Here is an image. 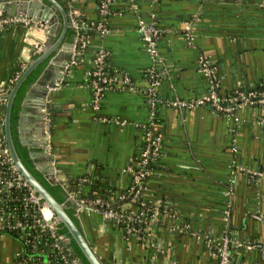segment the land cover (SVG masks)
<instances>
[{
	"label": "crops",
	"instance_id": "0c3cea01",
	"mask_svg": "<svg viewBox=\"0 0 264 264\" xmlns=\"http://www.w3.org/2000/svg\"><path fill=\"white\" fill-rule=\"evenodd\" d=\"M70 7L85 20L87 48L72 61L71 43L63 40L19 115V138L28 142L36 166L64 177L97 174L120 192L130 183L124 168L139 150V125L149 116V69L160 77L154 127L161 155L146 195L166 209L156 213L151 235L139 239L84 207L78 217L96 253L105 264H218L215 243L225 235L231 240L226 264H264V114L256 103L231 113L207 103H171L175 96L208 93L200 58L213 68L221 97L264 81V0H110L106 18L98 0H74ZM141 17L153 18L160 29L157 56L137 30ZM97 23L108 32L99 35ZM52 25V33L38 20L0 28V88L17 65L41 53L58 19ZM99 47L117 73L97 111L87 75ZM59 67L63 75L53 87ZM42 87L47 94L41 116ZM19 247L15 238L0 234V264H10Z\"/></svg>",
	"mask_w": 264,
	"mask_h": 264
},
{
	"label": "built area",
	"instance_id": "2783aa9c",
	"mask_svg": "<svg viewBox=\"0 0 264 264\" xmlns=\"http://www.w3.org/2000/svg\"><path fill=\"white\" fill-rule=\"evenodd\" d=\"M99 8L101 14L105 18L109 14V3L110 0H100ZM70 14L72 23L77 28V37L75 42L71 43L72 61L76 56H81L87 48V37L82 35L81 28L84 25V21L77 16V11L70 8ZM29 19L20 17H2L0 18V28L6 23H15L18 21L28 22ZM137 30L141 35L142 39L146 42L148 50L152 55L157 56L158 54V40L160 35V29L156 25V21L153 18L145 19L139 18L137 22ZM95 31L100 35L108 32V27L103 23H97L95 25ZM42 46L36 45V50H40ZM107 56V51L103 47L97 48L94 52V57L91 62L95 68L88 70V75H93L94 78L89 81L93 92V106L99 111L100 102L104 95V91L109 89L112 83V78L108 77L103 70L104 58ZM200 70L209 75V90L208 93L196 98V99H184L175 96L172 99L173 104L177 106L190 107L194 105H200L207 103L217 111H223L231 113L236 106L246 104H262L259 106L261 112L264 114V86L257 92L255 90H249L248 92L243 90L245 87L235 88L230 95L221 97L218 94V81L214 74V70L209 64L200 58ZM159 74L155 67L149 69V79L147 87L149 88V116L143 124L139 125L141 129V143L142 148L140 149V159L131 163H128L124 170L130 176V183L133 185L130 187L131 195L129 201L122 204L120 210H112L107 206L111 204V199H104L99 196L87 197L83 196L79 191L69 190L66 187L67 177L59 176L55 168L53 173L60 182L63 188L74 198V200L81 205L76 207L77 214H79L84 207H89L99 211L102 216L107 220L109 218L115 219L117 224L124 236H137L138 238L147 239L150 232V226L154 221L155 215L158 212V208L155 206L151 209V220L145 219L146 211L141 206L144 205V201H140L139 204H135L137 197H139L143 188V179L152 174V169L146 167V164L150 162L152 158H156L160 154L161 149V136L158 133H154V130L150 127L153 124V116L155 107L160 101L156 96V86L159 83ZM11 80V78H10ZM123 82L129 83L130 78L123 76ZM109 82V83H108ZM251 87V86H250ZM243 88V89H242ZM6 90L0 88V106L5 102ZM0 116V125L2 126L3 121ZM102 120H106L105 115L101 116ZM261 121H264L262 116ZM47 122V121H46ZM122 123L124 121H121ZM0 126V127H1ZM137 165L135 168L134 165ZM85 180L87 178H81ZM129 185V184H128ZM127 185V186H128ZM19 190H24L20 192ZM146 193V192H145ZM121 198L123 195L117 192ZM121 194V195H120ZM146 198L147 195H146ZM108 221V220H107ZM138 223V224H137ZM146 223L147 227L144 235H138L140 232V224ZM58 222L55 219L53 212L45 204L41 196L28 184L21 173L17 170L13 163L6 143L3 136L0 137V234H10L9 232L18 233V237L15 239L19 242L20 247L10 264H15L16 258L21 254L23 250V241H31L42 234L45 230L53 236V246L56 249L61 250L63 247L67 248L69 237L56 231ZM10 236H12L10 234ZM13 237V236H12ZM14 238V237H13ZM231 240L227 236H223L221 240L215 243V251L218 258V264H226L228 259V246ZM237 245H240L237 243ZM254 244H247V247H251ZM77 264L78 260L76 257H70L68 264Z\"/></svg>",
	"mask_w": 264,
	"mask_h": 264
},
{
	"label": "water",
	"instance_id": "95a60500",
	"mask_svg": "<svg viewBox=\"0 0 264 264\" xmlns=\"http://www.w3.org/2000/svg\"><path fill=\"white\" fill-rule=\"evenodd\" d=\"M17 3V1L10 3L7 0H0V18L14 16L32 21L38 20L47 25V30L50 33L53 32L54 27L52 24L57 19L58 25L41 53L30 60L23 72L5 94V103L3 109H1V113L3 114V134L8 153L17 170L53 212L56 221L66 227L70 236L76 242L89 264H105L104 259L96 253L92 244L84 234L76 211V207L81 204H78L58 182L52 169L44 171V175L37 169L33 162V160H37V157L34 156V152L31 148L29 154L28 150L22 145L18 132L19 115H21L26 108V98L29 96L32 88L36 86L39 87V84H42L41 78L45 72L43 67L59 48L63 40L75 42L77 37V28L72 23L68 1L20 0V3ZM50 7L57 15L55 13L49 14L51 10ZM41 70L42 72L38 76ZM59 70L60 72L52 84L53 87L58 85L59 79L63 75V69L59 67ZM37 76L38 78L36 79ZM29 86L30 88L21 104V99ZM46 92L47 90L44 87L38 92V97L41 100L39 108H37L39 114L41 108L45 107ZM47 109L48 108H46V110ZM44 113L45 110L41 112L40 115L42 116ZM23 143L28 145L27 141H23ZM47 157L51 159L50 155ZM260 169L264 170V166L260 165Z\"/></svg>",
	"mask_w": 264,
	"mask_h": 264
},
{
	"label": "trees",
	"instance_id": "16d2710c",
	"mask_svg": "<svg viewBox=\"0 0 264 264\" xmlns=\"http://www.w3.org/2000/svg\"><path fill=\"white\" fill-rule=\"evenodd\" d=\"M67 1L69 4V9H70L71 8L70 3H72L74 0H67ZM98 1H100V0H98ZM106 17H107V15H106ZM7 25H8V23L4 24L3 28L6 27ZM80 31H81L82 35L88 37L89 31H87V30H80ZM70 43H73V42H70ZM38 55H39V52H34L32 54V58H35ZM26 66H27L26 63H23V64L20 63L19 65L16 66L14 74L12 75L9 84L6 87H4L6 92L9 91V89L11 88L13 83L20 76V74L23 72V70L25 69ZM43 68H42V70H43ZM94 68H95V66L91 62L90 70H93ZM42 70L40 71L38 76L41 74ZM103 70L108 77H111L112 79L115 78V75L117 72L112 66H110L108 64L107 56L104 58ZM38 76L36 77V79L38 78ZM92 78H94L93 75H87L88 83H89V81H91ZM30 86L28 87L24 96L22 97L21 104H22V101L25 98L26 93L29 90ZM263 86H264V81H259V82L255 83L254 85H252L251 87L249 86V87H245V89H243V88L242 89L247 91V92L249 90H255V91L259 92L263 88ZM4 103L1 105L2 106L1 109H3ZM258 106H262V104H258ZM20 107H21V105H20ZM157 109H158V106L156 105L155 110H154V116H153V124L150 126L154 130V133H158L154 127L155 123L158 120V117H157L158 110ZM0 116L2 118L1 120L3 121V114L1 113ZM1 128H2L1 135L3 136V139L5 141L4 134H3V124L1 126ZM5 143H6V141H5ZM22 145L28 150V152L30 154V148L26 144H22ZM142 145L143 144L141 143L139 146V150L134 155L133 160L137 161L140 159L139 153H140V149L142 148ZM160 155H161V149H160V154H158L156 158H152L150 160V162L146 164V167L151 168L152 171H154V169H156L158 164H159ZM32 160H33V158H32ZM33 162L35 163L34 160H33ZM36 167L44 175V170L40 169L38 166H36ZM134 167L136 168L137 165L135 164ZM151 175L152 174L147 175L143 179L142 191H141L139 197H137L136 201L134 202L135 204H139L140 201H144V205H142L141 208L144 211H146L145 219H147V220H149V219L151 220V217H152L151 209L153 206L154 207L156 206L158 208V211H160V212L166 209L162 203H157L150 198H146L145 192H146L147 187L149 186V180H150ZM84 177L87 179L82 180L81 178H84ZM65 183H66L67 189L79 191L83 196H87V197H91V198L99 196V197L104 198V199H111L112 202L107 207L111 208L112 210H120V208L122 207V204L129 201V198H130L129 196L132 193L130 190V187L133 185V182H131V183H129L128 186L123 188L121 190V194L123 196L120 198L119 195L116 193V188L111 183H109L107 179L101 178L97 174H88V175L82 174V175H79L77 177L68 176ZM53 184H55V183H53ZM19 191L24 192V190L23 191L19 190ZM107 220L109 222H115L114 218H109ZM146 225H147L146 223L140 224V232L138 234L139 236L140 235L142 236L145 234V230L147 227ZM56 231H58L59 233H62V234L69 237L68 244L66 245L67 248L63 247L61 250L56 249L53 246V242H54L53 236L49 233V231L45 230L42 234H40V237H38L34 240H31V241H27V242L23 241L22 242L23 243V250H22L21 254L16 258L15 264H68V260L70 257H76L78 260L77 264H89V262L87 261V259L85 258V256L83 255V253L81 252L79 247L77 246L76 242L70 236L66 227L59 223L57 228H56ZM9 233L14 238L18 237V233H14L11 231ZM230 247H231V245L229 244L228 249Z\"/></svg>",
	"mask_w": 264,
	"mask_h": 264
},
{
	"label": "rangeland",
	"instance_id": "374dc122",
	"mask_svg": "<svg viewBox=\"0 0 264 264\" xmlns=\"http://www.w3.org/2000/svg\"><path fill=\"white\" fill-rule=\"evenodd\" d=\"M8 235H10V234H8Z\"/></svg>",
	"mask_w": 264,
	"mask_h": 264
}]
</instances>
